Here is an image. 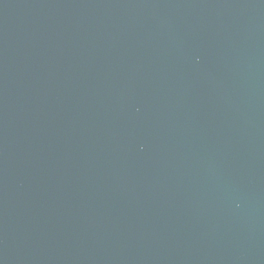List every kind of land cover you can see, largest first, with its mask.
<instances>
[{"label":"water","instance_id":"water-1","mask_svg":"<svg viewBox=\"0 0 264 264\" xmlns=\"http://www.w3.org/2000/svg\"><path fill=\"white\" fill-rule=\"evenodd\" d=\"M0 264H264V0H0Z\"/></svg>","mask_w":264,"mask_h":264}]
</instances>
